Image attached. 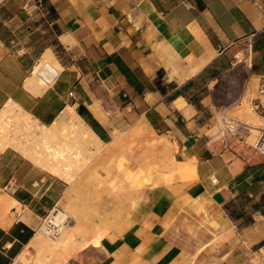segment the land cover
<instances>
[{
	"label": "crops",
	"instance_id": "1",
	"mask_svg": "<svg viewBox=\"0 0 264 264\" xmlns=\"http://www.w3.org/2000/svg\"><path fill=\"white\" fill-rule=\"evenodd\" d=\"M226 78L264 83V0H0V111L50 127L74 108L103 144L72 184L0 152L22 210L0 221V264H264V158L210 141ZM58 208L87 244L40 259Z\"/></svg>",
	"mask_w": 264,
	"mask_h": 264
},
{
	"label": "bare ground",
	"instance_id": "2",
	"mask_svg": "<svg viewBox=\"0 0 264 264\" xmlns=\"http://www.w3.org/2000/svg\"><path fill=\"white\" fill-rule=\"evenodd\" d=\"M45 60L54 63L57 67L54 69L58 70V65L52 55L46 57ZM51 66L44 65L40 70L39 67H36L32 76L33 80L30 82L38 81L42 85L36 79V75L48 84L52 82L58 71L56 72ZM249 70L251 69L249 68ZM83 122L74 108H68L52 126L43 127L20 107L8 103L0 111V149L3 151L13 149L55 177L72 181L91 160L93 152L88 147L92 146L99 151V147L102 145ZM21 211L20 205L15 200L7 196H0V221L3 224L9 222L7 213L14 217ZM52 216L53 223L57 226L67 218L60 211ZM70 231L63 230L57 238L59 241L54 244H49L50 242L47 243L45 240V251L50 254L60 248H71L75 245L78 248H83L87 244L86 241L81 244L75 243L74 233ZM43 233L48 236L46 232L43 231ZM39 237L43 241L42 236L39 235ZM20 261L23 264L34 262L26 254L21 257Z\"/></svg>",
	"mask_w": 264,
	"mask_h": 264
},
{
	"label": "rangeland",
	"instance_id": "3",
	"mask_svg": "<svg viewBox=\"0 0 264 264\" xmlns=\"http://www.w3.org/2000/svg\"><path fill=\"white\" fill-rule=\"evenodd\" d=\"M259 88L260 86H259L258 81H252V79H243L242 81H237L235 79L232 80L230 78H226L224 82V89H225L224 101L226 104V108H233V110L226 113L225 121L236 119L244 123H247L254 128L256 127L262 128V126L264 128L263 121L255 113V110L252 105V101L260 95ZM214 135H217V133ZM257 136H258L257 129H250V131L247 134H245L243 138L245 145L247 147H251L255 143ZM102 146L103 144L100 145L99 150L102 148ZM90 147L92 146H89L88 149L91 150L93 152V155L95 156L98 151ZM2 151L3 150L0 149V152ZM93 155L90 159L94 157ZM78 177L79 175H77L75 179H72V181H69L67 179H62V180L68 182L69 184H72ZM0 195H5V191L0 190ZM56 210L64 213L69 218L70 222H69L68 227L65 229V232L70 231L73 226V220L71 219V213L68 210H63L61 208H58ZM8 214L9 213H7V215ZM49 214L47 216H49ZM47 216L44 218V220L47 218ZM39 235L42 236V238L46 240L47 243L50 242L49 244H54L55 242L59 241L58 239H52L51 237L45 235V233H43L42 226L40 228ZM40 259H46V260L51 261L52 258L49 255V253L46 252V255H43V257Z\"/></svg>",
	"mask_w": 264,
	"mask_h": 264
},
{
	"label": "built area",
	"instance_id": "4",
	"mask_svg": "<svg viewBox=\"0 0 264 264\" xmlns=\"http://www.w3.org/2000/svg\"><path fill=\"white\" fill-rule=\"evenodd\" d=\"M259 93L264 95V83L261 84L259 88ZM263 123L264 120L260 118ZM250 129H257L258 136L255 143L249 147L252 151L253 156H258L264 158V128H254L251 125L244 123L240 120L231 119L225 121L222 124V127L217 135H215L210 141H221L224 146H227L231 141L244 143V136L247 134ZM245 144V143H244ZM59 211L54 210L47 218L44 220L42 225V230L48 234L52 239H57L63 230H65L69 225V218H65L60 225H55L53 223V214H58Z\"/></svg>",
	"mask_w": 264,
	"mask_h": 264
}]
</instances>
